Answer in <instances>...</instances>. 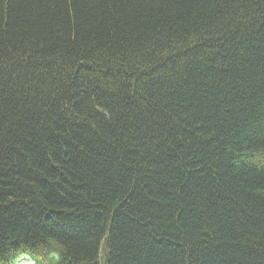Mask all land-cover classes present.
I'll return each mask as SVG.
<instances>
[{"label":"trees","instance_id":"1","mask_svg":"<svg viewBox=\"0 0 264 264\" xmlns=\"http://www.w3.org/2000/svg\"><path fill=\"white\" fill-rule=\"evenodd\" d=\"M264 264V0H0V264Z\"/></svg>","mask_w":264,"mask_h":264},{"label":"rangeland","instance_id":"2","mask_svg":"<svg viewBox=\"0 0 264 264\" xmlns=\"http://www.w3.org/2000/svg\"><path fill=\"white\" fill-rule=\"evenodd\" d=\"M17 264H32V262H31V261H29V262H23V261H20V262H18Z\"/></svg>","mask_w":264,"mask_h":264}]
</instances>
